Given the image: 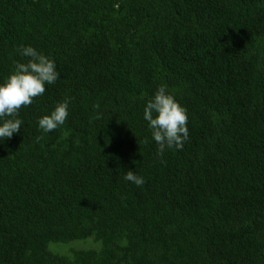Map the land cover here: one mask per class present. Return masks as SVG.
Here are the masks:
<instances>
[{
    "label": "trees",
    "instance_id": "16d2710c",
    "mask_svg": "<svg viewBox=\"0 0 264 264\" xmlns=\"http://www.w3.org/2000/svg\"><path fill=\"white\" fill-rule=\"evenodd\" d=\"M21 45L60 76L0 142V264H264V0H0V82ZM160 85L197 110L163 157Z\"/></svg>",
    "mask_w": 264,
    "mask_h": 264
},
{
    "label": "clouds",
    "instance_id": "9594fccd",
    "mask_svg": "<svg viewBox=\"0 0 264 264\" xmlns=\"http://www.w3.org/2000/svg\"><path fill=\"white\" fill-rule=\"evenodd\" d=\"M17 53L26 58V62L16 61L14 70L0 82V142L11 139L21 131L24 123L18 118L21 107L31 105L34 98L45 93V86L54 84L60 76L55 60L32 45H21ZM190 107L180 104L166 85L158 86L146 100L143 118L157 145L158 157H163L169 149H183L190 133L188 112H197L196 109L188 110ZM94 108L98 109L99 105H94ZM68 115L69 100L66 98L58 102L50 113L38 118V128L44 133L52 132L65 123ZM95 118L100 119L101 114L97 112ZM36 139L39 141L41 137ZM123 178L136 186H143L146 182L143 176L133 170H128Z\"/></svg>",
    "mask_w": 264,
    "mask_h": 264
},
{
    "label": "rangeland",
    "instance_id": "374dc122",
    "mask_svg": "<svg viewBox=\"0 0 264 264\" xmlns=\"http://www.w3.org/2000/svg\"><path fill=\"white\" fill-rule=\"evenodd\" d=\"M76 244H78V246H81L80 244H79V242H75Z\"/></svg>",
    "mask_w": 264,
    "mask_h": 264
}]
</instances>
